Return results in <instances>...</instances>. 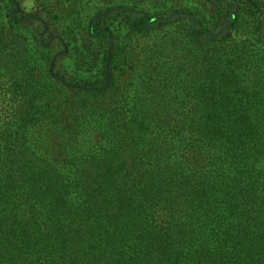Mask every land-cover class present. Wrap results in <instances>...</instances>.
I'll return each mask as SVG.
<instances>
[{"label": "trees", "instance_id": "trees-1", "mask_svg": "<svg viewBox=\"0 0 264 264\" xmlns=\"http://www.w3.org/2000/svg\"><path fill=\"white\" fill-rule=\"evenodd\" d=\"M69 1L0 0V264H264V0Z\"/></svg>", "mask_w": 264, "mask_h": 264}, {"label": "rangeland", "instance_id": "rangeland-1", "mask_svg": "<svg viewBox=\"0 0 264 264\" xmlns=\"http://www.w3.org/2000/svg\"><path fill=\"white\" fill-rule=\"evenodd\" d=\"M171 1V0H168ZM120 2H127L134 6H144V5H152V4H158L161 5L166 2V0H70L68 2L69 7H73L75 4L76 10H84L85 7L88 8L87 11L90 10V12L94 11L95 7L99 5H109V4H116ZM39 0H25V5L30 9L33 7H37L39 4ZM172 2H168L167 4H170Z\"/></svg>", "mask_w": 264, "mask_h": 264}]
</instances>
